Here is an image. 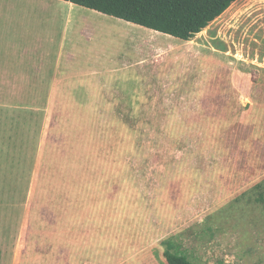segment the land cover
I'll return each instance as SVG.
<instances>
[{"label": "rangeland", "instance_id": "374dc122", "mask_svg": "<svg viewBox=\"0 0 264 264\" xmlns=\"http://www.w3.org/2000/svg\"><path fill=\"white\" fill-rule=\"evenodd\" d=\"M17 1L37 4L0 7L2 59L10 21L61 32L53 4L0 6ZM235 4L198 57L158 62L141 102L0 71V264H168L166 240L194 264H264V0Z\"/></svg>", "mask_w": 264, "mask_h": 264}, {"label": "crops", "instance_id": "0c3cea01", "mask_svg": "<svg viewBox=\"0 0 264 264\" xmlns=\"http://www.w3.org/2000/svg\"><path fill=\"white\" fill-rule=\"evenodd\" d=\"M41 1L53 4L56 11L62 13L61 32L57 36L53 33L54 26L59 24L58 17L46 21L41 18H28L27 22L10 21L14 30L23 33L6 37L0 71L25 73L22 75L24 79L31 78L28 73H35L36 80L50 83L54 96L66 95L61 89H68L67 96L73 99L71 102H141L140 96L146 94L142 87L148 86L142 80H148L151 74L153 80L156 79L157 64L180 55L175 52L177 48L185 47L195 57L205 50L206 40L200 37L207 28L189 41L169 36L173 39L167 38L175 43L164 47L158 43L157 37L168 35L63 0ZM20 2H8L0 7L37 4ZM232 5L229 12L234 7ZM68 7L77 12L70 16ZM43 27H46L45 33L30 32L31 28L38 31Z\"/></svg>", "mask_w": 264, "mask_h": 264}, {"label": "trees", "instance_id": "16d2710c", "mask_svg": "<svg viewBox=\"0 0 264 264\" xmlns=\"http://www.w3.org/2000/svg\"><path fill=\"white\" fill-rule=\"evenodd\" d=\"M155 32L189 41L215 22L237 0H63ZM168 264H194L163 241Z\"/></svg>", "mask_w": 264, "mask_h": 264}, {"label": "bare ground", "instance_id": "6f19581e", "mask_svg": "<svg viewBox=\"0 0 264 264\" xmlns=\"http://www.w3.org/2000/svg\"><path fill=\"white\" fill-rule=\"evenodd\" d=\"M69 8V7H68Z\"/></svg>", "mask_w": 264, "mask_h": 264}]
</instances>
